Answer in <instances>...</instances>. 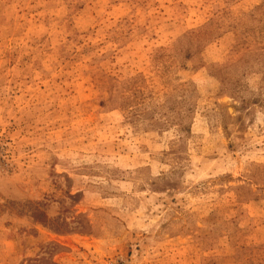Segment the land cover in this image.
<instances>
[{
	"label": "rangeland",
	"instance_id": "374dc122",
	"mask_svg": "<svg viewBox=\"0 0 264 264\" xmlns=\"http://www.w3.org/2000/svg\"><path fill=\"white\" fill-rule=\"evenodd\" d=\"M0 264H264V0H0Z\"/></svg>",
	"mask_w": 264,
	"mask_h": 264
}]
</instances>
